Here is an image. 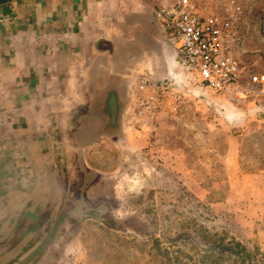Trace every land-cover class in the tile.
Segmentation results:
<instances>
[{"label":"rangeland","instance_id":"374dc122","mask_svg":"<svg viewBox=\"0 0 264 264\" xmlns=\"http://www.w3.org/2000/svg\"><path fill=\"white\" fill-rule=\"evenodd\" d=\"M237 1L244 16L240 59L249 73H264V0ZM186 94L176 113L164 115L148 131L149 147L139 150L133 139L130 152L108 141L99 145L97 158L87 151L100 174L86 172L85 153L77 145L60 150L71 157L59 156L44 177L48 179L23 182L21 172L31 167H26L27 159L19 157L23 162L14 165L13 146L2 147L0 264H13V252L6 255L13 245V187L25 184L24 190L38 191L28 215L29 222L40 224L32 237L35 259L62 236L66 251L75 248L77 264H205L188 237L174 241L180 233L201 236V227L211 234L227 228L228 237L264 251V87L251 85L246 75L229 93ZM101 101L94 104L95 116L86 115L87 108L81 122L77 119L82 132L76 140L83 146L101 135ZM157 168L166 181L156 179ZM76 176L79 183L73 180ZM94 184L91 200L87 191ZM106 195L113 197L104 199ZM101 219L116 220L118 229ZM133 229L154 236L143 237ZM54 259L50 256L49 263Z\"/></svg>","mask_w":264,"mask_h":264},{"label":"crops","instance_id":"0c3cea01","mask_svg":"<svg viewBox=\"0 0 264 264\" xmlns=\"http://www.w3.org/2000/svg\"><path fill=\"white\" fill-rule=\"evenodd\" d=\"M170 1L10 0L0 5V149L13 146L14 165L23 162L19 157L27 159L26 167H31L21 172L23 182L48 179L44 177L59 156L71 157L60 150L77 145L83 147L89 174L103 173L89 154L97 158L99 145L106 141L120 143L129 152L133 139L139 150L152 145L148 131L164 115L176 113L187 96L178 106L167 103L152 112L145 106L146 94L138 89L145 77L185 95L203 91L192 87L155 21L153 10ZM100 100L101 135L83 146L76 140L82 132L76 128L77 119L81 122L87 108L86 115L95 116L93 107ZM15 177L17 182L19 172ZM80 179L73 178L76 183ZM101 181L100 176L97 186ZM97 186H89L88 199ZM22 187H13V264H48L50 256L55 257L52 264L76 262L75 248L68 254L62 236L35 259L30 231L34 223L28 215L38 191Z\"/></svg>","mask_w":264,"mask_h":264},{"label":"built area","instance_id":"2783aa9c","mask_svg":"<svg viewBox=\"0 0 264 264\" xmlns=\"http://www.w3.org/2000/svg\"><path fill=\"white\" fill-rule=\"evenodd\" d=\"M153 15L192 87L229 93L246 75L251 85L264 87V73H249L240 59L244 16L237 0H172L156 6ZM138 89L152 112L167 103L178 106L185 97L181 90L147 77Z\"/></svg>","mask_w":264,"mask_h":264},{"label":"trees","instance_id":"16d2710c","mask_svg":"<svg viewBox=\"0 0 264 264\" xmlns=\"http://www.w3.org/2000/svg\"><path fill=\"white\" fill-rule=\"evenodd\" d=\"M117 114L119 113V105L116 104ZM115 115V114H114ZM113 119L114 126L118 127L116 116ZM158 180L166 181L168 177H163L165 174L160 169H156ZM99 214V211L96 212ZM107 226L112 229H118V222L116 220H112L108 222L107 220L101 219ZM40 228L39 223H34L30 227V231L35 232L36 229ZM204 232L198 236H191L187 233H180L178 236L174 238V241L178 242L184 237H188L192 242L193 249L196 252H202L203 258L201 261L205 264H264V251L260 248L250 249L246 246V244L238 239L236 236L228 237L230 234V230L225 228L221 230V232L212 231V234L208 232L207 229L201 227ZM137 232L138 235L143 237H153L151 233L146 230L140 231L139 229H133ZM185 235V236H184ZM156 239V238H154ZM158 239H156L157 241ZM10 252H7L6 255L13 252V245L10 247ZM9 250V249H8ZM1 259V257H0ZM4 264V263H3ZM6 264V263H5ZM9 264V263H7Z\"/></svg>","mask_w":264,"mask_h":264},{"label":"water","instance_id":"95a60500","mask_svg":"<svg viewBox=\"0 0 264 264\" xmlns=\"http://www.w3.org/2000/svg\"><path fill=\"white\" fill-rule=\"evenodd\" d=\"M8 1H10V0H0V5L3 4V3H6Z\"/></svg>","mask_w":264,"mask_h":264}]
</instances>
